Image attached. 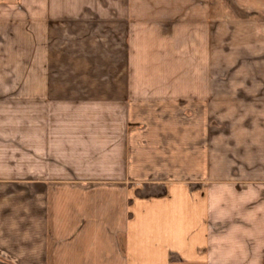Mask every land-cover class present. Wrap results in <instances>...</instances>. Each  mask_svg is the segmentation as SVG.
Wrapping results in <instances>:
<instances>
[{
  "label": "crops",
  "instance_id": "obj_1",
  "mask_svg": "<svg viewBox=\"0 0 264 264\" xmlns=\"http://www.w3.org/2000/svg\"><path fill=\"white\" fill-rule=\"evenodd\" d=\"M0 264H264V0H0Z\"/></svg>",
  "mask_w": 264,
  "mask_h": 264
}]
</instances>
